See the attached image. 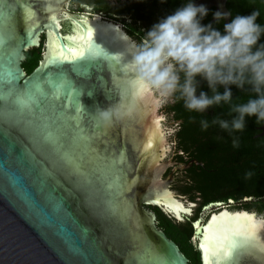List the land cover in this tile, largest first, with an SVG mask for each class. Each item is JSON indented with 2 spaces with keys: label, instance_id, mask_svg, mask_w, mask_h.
<instances>
[{
  "label": "water",
  "instance_id": "water-1",
  "mask_svg": "<svg viewBox=\"0 0 264 264\" xmlns=\"http://www.w3.org/2000/svg\"><path fill=\"white\" fill-rule=\"evenodd\" d=\"M49 1L0 0V264H168V243L183 264H190L148 209L160 206L177 218L175 211L148 202L157 199L158 188L171 191L163 177L170 159L162 162L171 148L149 175V135L133 74L119 57L96 45L95 52L76 61L49 64V53L31 73L25 71L26 52L41 45L46 29L68 43L69 34L53 24L45 26ZM56 1L67 19L84 30L86 15L119 24L103 12L75 15L66 8L70 0ZM227 1L195 2L216 6L229 14L225 22L230 23ZM24 5L37 18L33 29ZM29 36L37 42L22 43ZM17 72L21 75L14 78ZM26 81H33L35 98L21 105L17 96ZM110 104L125 113L112 125L96 115L99 107ZM152 177L158 185L150 183ZM188 202L192 212L197 203ZM232 202L211 203L204 207L211 209L208 219L195 220L201 228L196 232L195 227V234L202 264L200 244L214 215L226 210L256 213L230 209ZM191 212L182 210L181 216ZM231 264H264V245H244Z\"/></svg>",
  "mask_w": 264,
  "mask_h": 264
},
{
  "label": "trees",
  "instance_id": "trees-1",
  "mask_svg": "<svg viewBox=\"0 0 264 264\" xmlns=\"http://www.w3.org/2000/svg\"><path fill=\"white\" fill-rule=\"evenodd\" d=\"M187 2L188 0H73L78 7H92L94 13L103 12L123 21L129 34L142 42L153 25ZM227 7L231 12V20L236 15L246 16L259 11L257 23L264 25V0H228ZM208 9L209 15L202 23H211L223 33L225 20L217 23L214 18L216 6ZM259 43L264 44V36ZM41 60V48H32L27 51L23 66L28 72H32ZM231 90V104L222 103L205 112L189 111L182 100L166 106L167 112L172 113L173 120L179 123L176 130L179 148L186 153L185 156H189H177L176 159L184 163L192 160L200 162L193 163L184 172L185 175H181L174 183V187L197 205L193 215H187L184 220H176L160 206L152 208L159 226L181 245V250L191 259V264H200V252L194 247L190 237L195 232L194 222L201 217L205 206L233 200L235 207L264 214V121L258 122L255 116L247 117L243 131H226L218 124L210 126L207 131L201 127L202 120H208L210 124L217 118L231 121L236 115L231 111L232 107L247 103L257 95L250 85L243 89L232 85ZM199 91L211 95L207 81L201 80L198 94ZM219 91H224L223 86L219 87ZM234 139L239 141L238 147L233 146ZM248 172L252 173L250 178L247 176ZM247 198L252 200L245 201Z\"/></svg>",
  "mask_w": 264,
  "mask_h": 264
},
{
  "label": "clouds",
  "instance_id": "clouds-1",
  "mask_svg": "<svg viewBox=\"0 0 264 264\" xmlns=\"http://www.w3.org/2000/svg\"><path fill=\"white\" fill-rule=\"evenodd\" d=\"M208 15L205 5L188 0L153 25L133 54L136 76L158 93L157 103L182 100L186 109L196 112H205L222 103L231 104V86L243 89L250 85L256 98L233 106L231 111L236 115L231 121L217 118L211 124L208 120L200 122L205 131L217 124L226 131H243L247 117L264 121V44L259 43L264 36V25L257 23L260 12L253 11L246 16L236 15L224 25L222 33L211 23H202ZM228 15L216 11L214 18L219 23ZM201 80L207 81L211 95L204 91L198 94ZM221 86L223 92L219 91ZM96 115L112 125L125 113L118 104H110L107 108L99 107ZM233 146H239L237 139L233 140ZM247 176L250 178L252 173L248 172ZM193 212L194 209L190 215Z\"/></svg>",
  "mask_w": 264,
  "mask_h": 264
},
{
  "label": "bare ground",
  "instance_id": "bare-ground-1",
  "mask_svg": "<svg viewBox=\"0 0 264 264\" xmlns=\"http://www.w3.org/2000/svg\"><path fill=\"white\" fill-rule=\"evenodd\" d=\"M49 4L47 7V13L43 16H47L46 22L48 24V27L51 28V24L55 25L56 21H53L51 19L52 16L56 17V20L59 21V30H61V18L59 17V13L61 12L60 9V4L56 1H49ZM24 15L27 20V25L30 27L32 26V29L36 27L37 23V18L34 17L33 11L30 9L29 6L24 5ZM83 21L85 22L86 26H91L94 29V36H93V41L94 45H100L107 50H111V52L115 55L118 56L121 62L123 63L124 67L126 70L133 74V83L134 87L136 90V94L138 97V101L140 104V108L143 114V118L145 121V125L147 128V132L149 135V139H154L155 142L153 144V147L150 149V163H149V168H153L156 166V163L160 162L165 155H167L168 152V141H167V134L163 128L162 124V116L159 115L158 113V107L159 103H157V97H155V90L150 89L147 87V92H143L142 86H146L143 81L139 80L136 76L135 68L133 65V54L135 53L137 49V44L136 42L127 35L125 30H123V27H121L120 24L116 25L113 22H107L102 19L101 15H96L95 17L91 16H84ZM31 23V24H30ZM36 23V24H35ZM75 23V22H74ZM85 28V30L87 29ZM84 29L75 23V31L72 34L66 35L67 37H75L78 33L82 32ZM49 59L52 58L53 54V46L54 42L56 40L55 34H49ZM67 46L70 47H77L81 48L83 47L82 43L76 39H68ZM96 51V49H95ZM93 51V52H95ZM90 53V52H89ZM156 121H159V124L156 123ZM158 137V139H157ZM152 170V169H151ZM156 170V169H155ZM149 187V186H148ZM165 193H168L173 199H175L182 207L179 209L180 212V217L181 216V211H186V212H191L190 209H187L184 202L179 200L173 192L171 191H163V189L157 190V198L163 196ZM170 210V209H169ZM174 211V210H171ZM223 213H227L229 215H236V214H248L250 216H253L255 218V221L257 223V234L256 237L253 241H257L261 244L264 245V217L258 216L256 213H249L247 211H240V212H229V211H224ZM222 214V213H221ZM219 215H214L216 217H219ZM213 216V217H214ZM212 220V219H211ZM200 224V222H197ZM196 223V225H197ZM209 224V223H208ZM207 224V225H208ZM205 226V228L207 227ZM201 228L198 227V230ZM204 236V235H203ZM203 239V237H202ZM203 250V249H202ZM204 254V252H203ZM205 264V261H204Z\"/></svg>",
  "mask_w": 264,
  "mask_h": 264
},
{
  "label": "snow or ice",
  "instance_id": "snow-or-ice-1",
  "mask_svg": "<svg viewBox=\"0 0 264 264\" xmlns=\"http://www.w3.org/2000/svg\"><path fill=\"white\" fill-rule=\"evenodd\" d=\"M51 19L56 21L55 26L59 27V21L55 16ZM32 29L28 28L31 33ZM94 29L88 26L86 30L78 33L75 37H67L66 39H76L83 45L81 48L70 47L62 44L61 37L57 36L53 46L52 58L49 64L64 61H76L83 58L87 53L95 51L93 41ZM37 41L29 36L26 40L22 39V43H36ZM21 73L14 74V78H18ZM33 81L25 82V90L22 95L17 96V103L25 105L27 102L34 100L32 90ZM143 92H147V86H142ZM159 124V121H156ZM158 139V137H157ZM155 140L149 139L147 148L153 147ZM149 203L158 204L166 207L167 209L174 210L177 218H180L179 209L182 207L175 199L168 193L157 198L150 200ZM188 211V210H186ZM196 227H199L197 223ZM257 223L253 216L248 214L229 215L222 213L219 217L214 216L204 230V236L200 244V248L204 252L205 264H231L237 251L244 245L252 242L257 234ZM167 255L169 257L168 264H183V258L177 254L174 245L167 244Z\"/></svg>",
  "mask_w": 264,
  "mask_h": 264
},
{
  "label": "rangeland",
  "instance_id": "rangeland-1",
  "mask_svg": "<svg viewBox=\"0 0 264 264\" xmlns=\"http://www.w3.org/2000/svg\"><path fill=\"white\" fill-rule=\"evenodd\" d=\"M66 8L70 11V12H72L73 14H75V15H84V14H94V12H93V8L92 7H86V9L85 8H82V7H78V6H76L74 3H73V0H70L68 3H67V5H66ZM43 12H45V10H42ZM105 16H107L108 18H111V17H109L107 14H105ZM59 17L61 18V31H62V33H64V34H72L73 32H74V30H75V23L72 21V20H70V19H67L68 17H67V14L66 13H64V12H60L59 13ZM112 19H114V20H117V19H115V18H112ZM118 21V23L120 24V25H123L124 24V22L123 21H121V20H117ZM45 26L47 27L48 26V24H45ZM123 29L127 32V34L136 42V44H137V46H140L143 42L141 41V40H139L138 38H136V37H133V36H131L130 34H129V31L126 29V27H125V25H124V27H123ZM49 34H50V31H49V29H46L45 31H44V33L43 34H41V45L39 46V48H41V52H42V56L43 57H46L48 54H49V40H50V38H49ZM155 97H157L156 99L158 100L159 99V95H158V93L157 92H155ZM169 103H171V102H168V103H165V104H159V107H158V114L159 115H161L162 116V118H163V120H162V124H163V128L164 129H166L165 130V132L166 131H168V133H167V141H168V144H167V146H169L168 147V150L171 148V139L173 138V136H174V134H175V130H176V127H177V122L176 121H174L173 120V116H172V113H168L167 112V110H166V106L169 104ZM169 153H168V156H167V158H165L164 160H162V162H165V161H167L168 159H169ZM159 163V162H158ZM158 163H156V166H154L153 168L151 167L150 168V170H149V175H151V174H153V172L154 171H156L155 169H157L158 168V166H157V164ZM152 169V170H151ZM168 173V171L166 170V171H164V175H163V177H164V179H166L165 178V176H166V174ZM152 179H153V177H152ZM168 182H169V184H170V181L171 182H173L174 180H173V177H171V175H169V177L166 179ZM150 181V183L151 184H154V185H158V183H157V179L155 180V179H153V180H149ZM169 184H167V186H169ZM149 186V185H148ZM169 188H170V190L174 193V195L179 199V200H181V201H183L184 202V204L186 205L187 203H189L188 201H190L187 197H185L184 195H182L179 191H177L176 189H174L173 188V186H169ZM231 206H230V209H233V210H235V209H239V210H243V209H241V208H238V207H235V203H234V201L230 204ZM148 209H150V210H152V208L151 207H148ZM194 209V208H193ZM210 211H211V209L209 208L208 210H204L203 211V213L201 214V217H200V220H202V221H206L207 219H208V217H209V213H210ZM250 212H256V211H251V210H249ZM190 213V212H189ZM256 214L257 215H260V217H264V214H260V213H258V212H256ZM262 215V216H261ZM184 218L185 217H180V219H183L184 220ZM195 227H196V224H195ZM199 230H197L196 232H198ZM196 240L194 239L193 240V244H194V246H196Z\"/></svg>",
  "mask_w": 264,
  "mask_h": 264
},
{
  "label": "flooded vegetation",
  "instance_id": "flooded-vegetation-1",
  "mask_svg": "<svg viewBox=\"0 0 264 264\" xmlns=\"http://www.w3.org/2000/svg\"><path fill=\"white\" fill-rule=\"evenodd\" d=\"M126 27V26H125ZM127 29V28H126ZM128 30V29H127ZM37 48H39V47H37ZM26 58H27V52H26V57H25V60H26ZM25 60L23 61V65H24V62H25ZM24 67V66H23ZM24 69H25V71L27 72V73H31V72H28V70L24 67ZM179 123L177 122V127H176V130H177V128H178V125ZM175 130V134H174V136H173V138L170 140L171 141V150H170V152H169V159H170V163H169V165H168V167H167V171H168V173H169V175H171V177H173V182H171L170 181V184H169V186H173V188L175 189V187H174V183H176L177 181H178V179H179V177L181 176V175H185L184 174V172L185 171H188L189 170V168H191L192 167V165H193V163H194V160H192V161H190V162H186V163H184V161H181V160H177L176 159V157L177 156H185L186 155V153H184V151L183 150H181L180 148H179V141H178V136H177V131ZM263 133H264V126H263ZM186 158H188L189 156H185ZM165 170V171H166ZM167 173V174H168ZM166 174V176H165V178L166 177H169V175H167ZM164 175V174H163ZM186 197V196H185ZM247 199H249V200H246L245 199V201H251L252 200V198H247ZM191 201V200H190ZM208 206V205H207ZM231 206V205H230ZM148 207H153V206H148ZM206 207V206H205ZM152 211H153V208H152ZM203 211H204V209H203ZM158 226H159V222H158ZM194 226V225H193ZM160 227V226H159ZM161 228V227H160ZM194 229H195V226H194ZM171 238V237H170ZM196 240V246H194V247H196V249H198V241H197V238H196V234H195V232H194V234H193V236H191L190 237V241L193 243V240ZM174 240V239H173ZM177 244L180 246V248H181V245L177 242ZM194 245V244H193ZM199 250V249H198ZM199 252H200V250H199ZM188 257V256H187ZM189 258V257H188ZM190 259V258H189ZM190 264H191V259H190ZM200 264H202V261H201V253H200Z\"/></svg>",
  "mask_w": 264,
  "mask_h": 264
}]
</instances>
